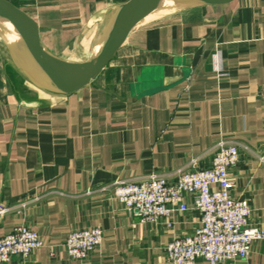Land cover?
Masks as SVG:
<instances>
[{"label":"crops","instance_id":"0c3cea01","mask_svg":"<svg viewBox=\"0 0 264 264\" xmlns=\"http://www.w3.org/2000/svg\"><path fill=\"white\" fill-rule=\"evenodd\" d=\"M8 1L37 22L46 52L82 62L130 0ZM152 19L68 95L38 79L34 63L22 70L0 41V204L8 209L0 238L27 226L43 243L4 264H171L169 243L201 225L193 199L186 212L147 224L125 211L114 184L209 169L221 141L239 145L231 194L248 201L249 225L264 231V0ZM93 228L104 232L101 245L71 259L69 233ZM225 264H264V240Z\"/></svg>","mask_w":264,"mask_h":264},{"label":"built area","instance_id":"2783aa9c","mask_svg":"<svg viewBox=\"0 0 264 264\" xmlns=\"http://www.w3.org/2000/svg\"><path fill=\"white\" fill-rule=\"evenodd\" d=\"M222 75V68L219 67ZM239 161V145L221 141L212 167L203 171L181 173L175 180L151 174L139 181L114 184V196L127 213L142 223L169 219L174 212H186L185 198L193 199L194 209L201 214V225L193 235L176 238L167 246L171 264H225L247 259L252 244L264 240V231L251 227L248 201L232 197L234 188L229 170ZM8 211L0 204V216ZM100 228L69 233L65 242L68 256L85 260L102 243ZM43 243L37 232L20 226L0 238V264L14 257L29 258Z\"/></svg>","mask_w":264,"mask_h":264},{"label":"water","instance_id":"95a60500","mask_svg":"<svg viewBox=\"0 0 264 264\" xmlns=\"http://www.w3.org/2000/svg\"><path fill=\"white\" fill-rule=\"evenodd\" d=\"M234 0H130L119 6L104 37L82 62H67L46 52L37 22L8 0H0V22L10 23L20 34L39 67L63 93L71 94L100 75L117 55L129 34L159 7L172 2V11L193 6L221 5Z\"/></svg>","mask_w":264,"mask_h":264},{"label":"bare ground","instance_id":"6f19581e","mask_svg":"<svg viewBox=\"0 0 264 264\" xmlns=\"http://www.w3.org/2000/svg\"><path fill=\"white\" fill-rule=\"evenodd\" d=\"M173 6V3L172 2H167L166 5L164 7L161 8V11H159L160 13L162 14H167L169 13L170 11H172L171 7ZM115 14L114 13V16L112 18V21L115 17ZM155 15H154V12L153 14L151 13L150 15H148L143 21L147 20V19H152L154 18ZM112 21L109 23H106L105 24V27H104V33L106 34L107 31H108V28L111 26V23ZM142 21V22H143ZM141 22V23H142ZM0 31L1 33L5 36V38H7V40L10 42H17V41H20L19 43V48L20 50L22 49H25L29 55H30V59L32 60V63H34L37 67H39V65L37 64V62L35 61L34 57L31 55L30 51L28 50L27 46L25 45V42L22 40L21 36L19 33H17V35L15 34V28L10 24V23H7V22H0ZM17 32V31H16ZM28 58V57H27ZM90 58V57H89ZM29 62V60H28ZM30 63V62H29ZM39 69L41 70V74L44 75V76H41V75H38V79H44L45 77L50 81V82H53L46 74L45 72L39 67ZM27 81V80H26Z\"/></svg>","mask_w":264,"mask_h":264},{"label":"rangeland","instance_id":"374dc122","mask_svg":"<svg viewBox=\"0 0 264 264\" xmlns=\"http://www.w3.org/2000/svg\"><path fill=\"white\" fill-rule=\"evenodd\" d=\"M164 6H161L156 11H154L155 17L151 21H153L154 19H158L159 17H162L164 15V14L159 12V11H161V8ZM0 41L8 44L10 47L11 54L9 56V59L12 62H14L15 64L17 63L22 70L28 71L29 70V62H32V60L30 59L29 53L25 49L20 50V48H19L20 41H17V42H11L10 41L9 42L7 40V38H5V36L1 33V31H0ZM28 60H29V62H28Z\"/></svg>","mask_w":264,"mask_h":264}]
</instances>
